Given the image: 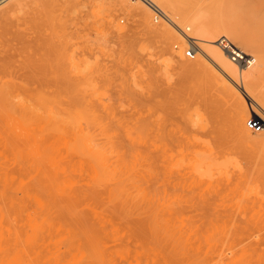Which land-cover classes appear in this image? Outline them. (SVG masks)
<instances>
[{
    "label": "rangeland",
    "instance_id": "rangeland-1",
    "mask_svg": "<svg viewBox=\"0 0 264 264\" xmlns=\"http://www.w3.org/2000/svg\"><path fill=\"white\" fill-rule=\"evenodd\" d=\"M177 1L188 7L187 16L200 10L237 49L264 59V0ZM120 7L111 0L0 2V49L24 38L39 57L47 103L38 112L77 107L92 134L127 163L133 158L126 135L138 134L152 148L147 163L138 161L147 170L138 169L146 173L138 182L156 173L152 187L141 185L146 197L133 187L108 192L102 185L59 202L48 186L36 192L45 204L38 207L29 191L35 169L14 157L13 110L0 106V264H264V147L242 143L228 129L231 106L222 81L232 85L209 63L203 74L180 72L178 63L192 59L182 53V30H189L178 22L176 29L161 6L168 21L154 20L147 6L149 24L159 28L151 33ZM72 47L80 79L56 81L47 66L70 60ZM260 84L255 92L264 93ZM190 116L202 125L195 145L187 143Z\"/></svg>",
    "mask_w": 264,
    "mask_h": 264
},
{
    "label": "bare ground",
    "instance_id": "bare-ground-1",
    "mask_svg": "<svg viewBox=\"0 0 264 264\" xmlns=\"http://www.w3.org/2000/svg\"><path fill=\"white\" fill-rule=\"evenodd\" d=\"M2 1L4 0H0V2ZM111 1L122 7H126V10H128L129 13L136 16L139 21L147 26V33H151L153 30L159 31L158 27V29H156L155 26L149 24V6H145L146 4L139 3V0L132 1L134 4H130L125 0ZM150 1L156 6H161L169 12L172 17L170 20H172V22L174 21L176 29L177 27L181 28L182 26H178L176 22L183 24L184 28L189 30L187 35L190 38L197 40L196 44L201 54H196L191 60L180 61L178 63V69L180 72L189 74L200 72V74H203L204 72L202 71L206 69L205 66L209 63L218 74L222 75V77L232 85L230 86L222 81L224 87L223 91L227 90V93L224 92V94L226 93L229 97L228 101L231 106L229 117L230 125L228 129L240 142L256 145L259 144L264 147V125H262L259 133H253V135L245 128L244 124V120L249 114L264 121V115H262L264 112H261V106L257 105L255 102L254 104L253 102L251 104L250 101L247 102L243 92L239 89L242 88V91L252 94L254 98L264 106V93L258 92L259 90L256 91L257 93L255 92L258 85L261 83V80H264V59L259 56L253 57V55H251L254 58V61L248 66L233 61L229 52L219 44V41L221 38H224L232 44L234 48H237V45H235L228 37L224 36L222 29L217 26V23H215L216 25L212 24L211 21H207L208 19L206 17L205 20L202 17L204 14L202 13L203 15L201 16L200 10L197 12L199 15H191V13L190 16L189 14L187 16L184 12L188 7L185 8L186 6H184V9L182 10L179 7L180 4H177V0L176 2L174 0ZM208 6L210 9V5ZM122 7L120 8L122 9ZM203 8H201V10ZM181 10L183 11V14H181ZM184 14H186V16H184ZM208 15L209 14H207V17ZM173 18L177 20H174ZM172 25L173 24H171V26ZM163 31L161 33H163ZM183 40L186 42V39ZM75 50V48H71L69 55L70 60H58L47 66V68L52 70L56 81H62L63 78H68L67 80H69V78L73 79L80 75L81 69H78L76 62L72 59L73 56H75ZM244 53L250 55L246 52ZM83 66L85 67L86 65L83 63ZM41 67L39 57L32 53L30 45L24 38H22L15 47L10 49H0V106L11 108L13 110L14 117L12 120V128L14 131L12 134L13 141L11 145L14 149L15 160L23 165L28 163V165L33 166L36 171H34L36 175L32 174L34 180L31 176L33 181L30 183L29 191H31L32 200L37 203L38 207L45 208V204L41 201L40 196L36 194V192L41 191L48 186L55 189V194H57L59 202H61V200H69L75 193L82 191V189L85 191L93 190L98 192L99 190L104 189L102 185L108 186H104V191L108 192H122L127 189L126 187H130V190L131 187H133L141 192V185L146 186L145 182L150 184L149 187H152V184L154 183L152 179L156 176L155 171L152 172L155 173V176L153 177L151 170H148V174H152L150 176H152L151 180L153 183H150V177L145 179V176V182L143 180V183L141 180L143 177L141 178L140 176L142 173L138 170L142 169L140 168L141 165H138V161L147 163L150 158L148 152L149 148L147 149V146L143 147L142 144L145 145L146 143V145L149 146L150 142L147 144L148 141H145L144 143L143 140L140 139L141 137L137 136L138 134L136 135V133L129 131L126 135L128 140L126 145L128 146L126 149L127 152H129L128 157L130 156L133 158V164L130 159H128V164L125 160L126 157L124 158L122 152L120 153L116 147L112 149L111 147L105 146L104 144L106 143H101L99 141L100 139L98 140V138L92 134L90 131L91 127H89V124L87 123L88 118L85 119L81 115L82 112L80 113V110L77 107L76 110H63L62 108H56L55 110L51 109L38 112L37 109L42 108L45 103H47L45 97V94L47 93L45 85L47 83L42 81L45 84L43 85V83L40 82L42 78L40 81L38 80L40 78ZM85 68H89V66ZM71 82H74V80ZM75 83H77V81L74 82V85ZM79 85L81 86V84ZM219 86L222 87V85ZM32 93H35L34 97ZM79 103L81 104L82 102L79 101ZM59 104L60 103L57 105ZM69 107H71V105ZM200 128H202V125L199 123L198 119H193L191 116L187 118L186 129H188L189 134H191L187 139L188 144L195 145L201 141V139L196 136V133ZM19 145L21 148H19ZM22 145L27 146V148L25 147L26 150H24ZM154 146L157 145L155 144L152 147ZM154 149H156V147ZM151 150L149 149V151ZM127 152L124 153L127 154ZM154 154L155 152L152 155ZM136 161L137 164L135 163L134 165V162ZM155 161L157 160L154 159V162ZM155 164L156 163H154V165ZM142 170L145 171V169ZM75 171L78 173V175L75 176L81 174L80 176L84 180L79 184L74 179L73 174ZM145 172H147V170ZM139 176L141 178V181L139 180L141 184L138 182ZM51 179H53L52 182H50ZM77 179L78 178H76V180ZM127 190L130 191L129 189ZM141 193L144 194L143 197H146L144 189ZM42 261H45V259Z\"/></svg>",
    "mask_w": 264,
    "mask_h": 264
},
{
    "label": "built area",
    "instance_id": "built-area-1",
    "mask_svg": "<svg viewBox=\"0 0 264 264\" xmlns=\"http://www.w3.org/2000/svg\"><path fill=\"white\" fill-rule=\"evenodd\" d=\"M139 1H141L144 4H146L147 6H149V8L153 11L154 20H158V19L168 20V17L164 13V11L161 10L158 6H156L150 0H139ZM182 33L184 34L183 37H185V39L187 41V46L183 48L182 53H183L184 57H186V58H193L197 53H199V49H198V46L196 44V40L190 38L187 35V33L183 30H182ZM219 44H221V46H223L229 52L232 60L235 62H239L240 64L248 66L254 61V58L251 55H247L243 51H241L237 48H234L233 45H231L224 38L220 39ZM245 126L247 129H249L253 132H258L261 130L260 121L253 116H250L249 118L246 119Z\"/></svg>",
    "mask_w": 264,
    "mask_h": 264
},
{
    "label": "crops",
    "instance_id": "crops-1",
    "mask_svg": "<svg viewBox=\"0 0 264 264\" xmlns=\"http://www.w3.org/2000/svg\"><path fill=\"white\" fill-rule=\"evenodd\" d=\"M222 31H223L224 36H226V32L224 30H222Z\"/></svg>",
    "mask_w": 264,
    "mask_h": 264
}]
</instances>
